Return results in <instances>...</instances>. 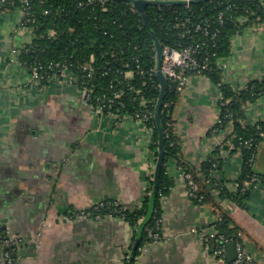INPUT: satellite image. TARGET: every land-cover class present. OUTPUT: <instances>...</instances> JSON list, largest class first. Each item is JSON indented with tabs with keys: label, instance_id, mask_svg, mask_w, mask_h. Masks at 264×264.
<instances>
[{
	"label": "crops",
	"instance_id": "0c3cea01",
	"mask_svg": "<svg viewBox=\"0 0 264 264\" xmlns=\"http://www.w3.org/2000/svg\"><path fill=\"white\" fill-rule=\"evenodd\" d=\"M22 17L20 7L0 5V264L4 237L22 240L15 264H128L139 225L120 215L96 219L77 213L104 198L125 209L142 207L157 160L153 129L131 113L101 112L85 101L78 78L35 81L21 53L36 33L18 28ZM217 64L220 81L194 74L179 93L174 131L180 161L205 180L202 165L217 156L219 166L207 180L235 191L244 158L231 139V121L214 130L223 105L221 85L237 91L264 80V24L235 34L230 53ZM239 120L264 121V92L243 104ZM256 160L253 166L264 172V140ZM167 172L173 183L161 197L162 238L141 246L134 264H221L202 235L220 211L243 229L245 249L264 264L263 183L246 181L249 193L239 202L213 188L216 201L200 203L187 194L178 159L168 161Z\"/></svg>",
	"mask_w": 264,
	"mask_h": 264
},
{
	"label": "trees",
	"instance_id": "16d2710c",
	"mask_svg": "<svg viewBox=\"0 0 264 264\" xmlns=\"http://www.w3.org/2000/svg\"><path fill=\"white\" fill-rule=\"evenodd\" d=\"M30 1L37 24L36 37L28 44L31 51L22 50L21 59L23 61L31 65L36 60L42 62L57 60L66 62L70 68L77 69V66L88 62L93 56L95 73L91 77L92 80H88L93 96L91 102L96 103V98L103 94L111 95L113 92L111 85H117V88L123 87L124 89L120 99L125 105L116 104L113 108L115 112L134 114L141 107L142 98L150 100L151 108L156 111L160 96V81L157 73L150 71L156 63V48L142 14L131 3L120 0ZM20 4L21 0H16V5ZM220 12L224 13L222 22L218 18ZM146 13L151 29L163 44H173L179 41L174 25L187 18L189 19L188 24L193 27L198 23L204 27L205 23L209 31L216 32V36L212 38L211 33L204 34L202 31H195L191 39L184 38L183 42L189 40L193 44H201L196 55L209 56V69L205 74L218 82L220 81V69L217 62L221 57L230 53L233 36L242 33L247 26L264 24V0H200L192 1L189 8L185 6V3L149 4L146 7ZM242 16L246 18L245 21L239 19ZM50 30L56 32L55 37L49 35ZM127 70L133 71L134 75L131 78L124 77ZM221 90L227 102L221 107L223 125L218 130L226 127L230 121L233 123L230 136L235 146L242 149L244 158L243 172L238 179L237 190L229 191L222 182L207 180L210 172L219 166L217 156L211 155L204 161L202 166L205 180L195 168L180 161L181 147L174 131L173 119L179 92L170 81H167V90L161 106L160 123H157L155 117L147 121L153 129L151 149L156 158L159 155V128L162 127L164 130V160L155 196L154 211L144 226L136 255L139 254L141 246L150 241L149 229L156 230L157 221L161 222V197L168 192L173 183V179L167 172V163L171 158L178 159L183 170L191 173L197 181L198 197L192 199L200 203L216 201L213 188L218 189L221 196L239 202L248 196L249 189L244 184L246 181L253 182L256 174L264 182V172L257 171L249 162L253 150H256L260 141L264 140L260 135L261 130L264 129V121L242 124L239 120L243 117V104L264 92V80H254L245 89L237 91L229 85L222 84ZM214 127H218V124ZM249 138L254 139L253 148L245 147V140ZM150 193L145 197L140 208L118 211L119 207L112 205L104 207L101 213L112 212L113 215L123 216L132 226H137L140 224L139 220L148 211ZM200 196H202L201 199H199ZM220 213V219L213 224L212 229L218 234H224L232 241H242L243 229L226 213L223 211ZM136 235L137 232L133 242Z\"/></svg>",
	"mask_w": 264,
	"mask_h": 264
},
{
	"label": "built area",
	"instance_id": "2783aa9c",
	"mask_svg": "<svg viewBox=\"0 0 264 264\" xmlns=\"http://www.w3.org/2000/svg\"><path fill=\"white\" fill-rule=\"evenodd\" d=\"M191 1L186 0L185 6L189 8ZM0 5H9L12 7H20L23 13L22 20L20 21L18 28H30L36 33V20L34 17V13L32 11V3L30 0H21L20 5H16V0H0ZM223 12H220L218 18L220 21H223ZM189 19H184L177 22L174 25V29L176 31L177 37L179 41L173 44H163L162 47V61H161V69L167 76V81H170L172 85L175 87L176 91L181 93L185 87L189 79L194 74H204L206 70L209 69V56L202 55L201 57L196 55L198 52V48L200 49L201 44L196 43L193 44L189 40L183 42V39H191L193 37V33L195 31H202L204 34L211 33V37L216 36V32L209 31L198 23L196 25L191 26L188 24ZM211 22V21H210ZM50 36L55 37L56 32L50 30ZM36 37V36H35ZM22 50L29 52L30 46L28 44L24 45ZM114 56V55H112ZM94 57L91 56L90 60L82 65L77 66V69L70 68V66L63 61H48L42 62L36 60L35 63L29 65L31 68L33 79L37 82H43L45 79H51L52 77H65L69 81H73L75 78L79 79V87L82 92V96L85 101L91 102L93 99L92 90L88 86V80H92L91 77L95 73V67L93 65ZM128 66V64H126ZM142 71V70H141ZM151 72H156V65L151 67ZM103 74L105 72L103 71ZM134 75L132 70H127L124 74L125 78H131ZM81 81V82H80ZM81 83V84H80ZM117 86V85H116ZM115 85L113 87V92L111 95L103 94L96 98V103L98 109L107 114H114V107L116 104L119 106H124L125 103L120 98L124 93L123 87L117 88ZM132 87V85L130 86ZM139 92V90H138ZM222 104L224 103V97L221 96ZM141 107L137 109L134 114H132L136 119L146 122L153 117H155L156 111L151 108V101L142 98L140 100ZM218 127L214 128L217 130L219 127L223 125L221 114L217 119ZM260 135L264 139V129L261 130ZM253 138H249L245 140V147L246 148H253ZM257 149L253 150L249 162L254 163L255 157L257 154ZM184 178L187 182L188 190L187 194L191 198L198 197V189L199 185L197 181L193 178L191 173H188L183 170ZM252 181L261 182L264 184L262 180H260L257 175L255 174ZM202 196L199 197L201 199ZM114 206L119 207L118 211L124 210L125 207L121 206L118 201L104 198L100 200L97 204H95L91 209L82 210L77 213V216L80 217H94L96 219L101 218L102 216L106 215H113L112 212L102 214L101 210L106 206ZM116 210V209H115ZM117 211V210H116ZM117 211V212H118ZM75 216V215H74ZM220 219V215H219ZM203 239L205 243L206 249L221 263V264H258L256 259L245 249L243 241H237L236 243V250L237 254L235 259L232 262L228 261V252H227V244L231 242L228 237L224 234H218L213 229L210 231L203 232ZM149 242H159L162 238L161 234V222L160 220L156 223V230L150 228L149 229ZM21 242L20 238L15 237H4L1 240L3 246V254H2V264H15L16 263V256L21 249Z\"/></svg>",
	"mask_w": 264,
	"mask_h": 264
},
{
	"label": "water",
	"instance_id": "95a60500",
	"mask_svg": "<svg viewBox=\"0 0 264 264\" xmlns=\"http://www.w3.org/2000/svg\"><path fill=\"white\" fill-rule=\"evenodd\" d=\"M120 1H125L127 3H131L135 9H137L143 16L145 25L153 39L155 48H156V73L160 81V96L156 105V113H155V119L157 123H160L161 119V106L162 103L164 102L165 98V93L167 90V76L166 74L162 71L161 69V61H162V47L163 43L161 40L157 37L155 32L151 29V26L149 24L148 18H147V13H146V7L149 4H159V5H164V4H169V3H185L186 0H120ZM192 1H200V0H190ZM158 147H159V155L156 160V165L154 169V177H153V185H152V190L150 193V201H149V208L147 213L142 217V220L140 221L139 226L137 227V235L136 239L133 242L132 249H131V254L128 259V264H134L135 263V257H136V251L137 248L140 245L141 241V235L144 229L145 224L150 220L153 211H154V205H155V196L158 191L159 187V181H160V174H161V167L163 164L164 160V130L162 127L159 128V141H158ZM227 252H228V260L232 262L237 254L236 250V243L234 241H231L227 244ZM16 263L18 259L16 258Z\"/></svg>",
	"mask_w": 264,
	"mask_h": 264
},
{
	"label": "rangeland",
	"instance_id": "374dc122",
	"mask_svg": "<svg viewBox=\"0 0 264 264\" xmlns=\"http://www.w3.org/2000/svg\"><path fill=\"white\" fill-rule=\"evenodd\" d=\"M210 21H211V20H210ZM219 21H220V18H219ZM220 22H222V21H220ZM212 38H213V37H212ZM226 102H227V101H226L225 98H224V103H226ZM256 156H257V154H256ZM255 160H256V157H255ZM258 160H259V159L257 158L256 161L258 162ZM254 168L258 169V168H259L258 164L255 165ZM243 236H244V235H243ZM243 236H242V237H243ZM244 237H245V236H244ZM243 241L245 242V238H244ZM246 251H248V248H247V247H246Z\"/></svg>",
	"mask_w": 264,
	"mask_h": 264
}]
</instances>
